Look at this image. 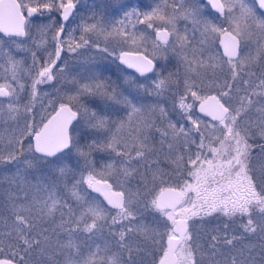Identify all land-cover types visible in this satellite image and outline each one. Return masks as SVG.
I'll list each match as a JSON object with an SVG mask.
<instances>
[{
	"label": "snow or ice",
	"instance_id": "6c2138e0",
	"mask_svg": "<svg viewBox=\"0 0 264 264\" xmlns=\"http://www.w3.org/2000/svg\"><path fill=\"white\" fill-rule=\"evenodd\" d=\"M34 3L0 0V121L14 125L0 136V264H144L149 244L152 264H264V144L253 157L250 142L264 139V0ZM92 48L119 61L115 79L68 65ZM59 80L71 87L37 122L41 86ZM213 214L230 223L200 243L192 224Z\"/></svg>",
	"mask_w": 264,
	"mask_h": 264
},
{
	"label": "rangeland",
	"instance_id": "374dc122",
	"mask_svg": "<svg viewBox=\"0 0 264 264\" xmlns=\"http://www.w3.org/2000/svg\"><path fill=\"white\" fill-rule=\"evenodd\" d=\"M179 1V0H177ZM113 3L117 2V0H112ZM133 2H135V0H133ZM145 4H149V3H153V0H144ZM122 15V13H121ZM117 19H119V16L116 17ZM133 23H135V21H133ZM183 21L180 22L179 27H183ZM72 27H75V25L73 24ZM136 29L137 30H144L145 26L144 25H140L137 24L136 25ZM152 30L151 29H147L145 32V35H148L149 33H151ZM76 39H79V32L75 33ZM6 39V38H5ZM152 39L153 36H149L148 40H147V50L149 53L152 52V47H151V43H152ZM102 46H103V42ZM32 42H29V45H31ZM12 47L14 48L15 45H12ZM217 47V46H216ZM217 49V48H216ZM35 50V49H34ZM51 50V49H50ZM143 50V48L141 49ZM253 52H254V46H253ZM82 51V55H75V54H69V53H65V59L68 63V65L70 67L75 68L77 71L82 70L83 67H86L88 65H102L104 67H107L109 69L108 72H105V76H112L113 79H115V76L112 75L115 70L116 67L119 63L116 62V60L114 59V57L112 56H108L106 59H102L100 55H98L97 51L95 48L92 49H83ZM219 52V51H218ZM39 55H46V53H44L42 50L38 53ZM220 54V52H219ZM169 56H171V53H168ZM222 56V54H220ZM24 56V54H18L17 55V59H21ZM28 63H31V57L28 56L27 57ZM164 61H158V63H163ZM6 65L0 63V84H4L9 82V80H6L5 77L9 76L8 73H6L4 71V67ZM120 67H122L120 65ZM176 67V61L173 60L171 64H169V68L170 69H174ZM123 68V67H122ZM127 73L130 74H134L128 70H126ZM72 75H75V72L72 73ZM149 76H151V73L148 74ZM68 79H71V76L68 77ZM23 82V81H22ZM27 83H30V81H27ZM55 84V87H51L49 85H44L41 86V99L40 101H38L36 103V106L34 108V114L36 116V121L38 122L40 119V116L42 114H45V110L46 112L49 114L52 111V106L50 105V101L58 98V96L63 95L64 92L71 87L70 84L67 83L66 80H59V81H55L53 82ZM148 83H151V81L149 80ZM57 89H60V92L57 93ZM47 95H44V94ZM27 95L24 96V100L22 102H27ZM169 103H168V107H171V98L169 97ZM191 102V101H189ZM41 103L44 105L43 108H41ZM56 107L58 106L55 105ZM196 116L199 117L204 124H212L215 123L214 121H212L211 119L205 117V116H201L199 115L196 111ZM253 117H255V113H253ZM14 127V125L12 124V122H2L0 121V136H3L5 138V142H6V138L9 134V132L11 131V128ZM159 133L155 134V139L158 142L159 141ZM254 141L258 142L259 144H257L256 146H254L255 148L261 144H264V139H261L259 137V135H256L254 137ZM4 144L0 143V148H3ZM165 151H167V146L165 145ZM195 150V149H193ZM253 153V152H252ZM253 157H258L259 156V152L256 154H252ZM115 162L117 164V166H119V160H103V161H98L97 162V170L99 171L102 166L105 163H112ZM165 171L170 172L171 171V166L164 160L163 155L161 156V165H160ZM11 173L10 172H6L3 171L2 169H0V190H4L7 189L9 186V178L11 177ZM173 181L175 180V174H173L172 177ZM133 185H135L136 181L134 180ZM86 187V186H85ZM93 196L97 197L98 200H100V198L92 191L88 190ZM0 199H2V197H0ZM101 201V200H100ZM105 205V204H104ZM106 206V205H105ZM107 207V206H106ZM114 211V210H113ZM146 223L149 224L150 227L155 226L152 224V217L151 216H147V219L145 220ZM226 223H230L229 220L224 221L223 219H217L216 221L213 218L210 217H205L203 219V221H201L200 219H196L195 222L192 224V231L194 232V234L198 235L200 237V243H205L206 240L210 239V235L213 234V230L220 228L222 229L224 224ZM239 224V223H238ZM239 225H231V227L236 228L237 231L239 230L238 228ZM142 242V241H141ZM248 242V241H245ZM252 242L255 243L256 242V238L253 237L252 238ZM160 254V251L158 249V247L156 245H152L149 244L148 245V250L144 253H142L141 258L144 261V264H152L153 260H157L158 256Z\"/></svg>",
	"mask_w": 264,
	"mask_h": 264
},
{
	"label": "flooded vegetation",
	"instance_id": "af4514ba",
	"mask_svg": "<svg viewBox=\"0 0 264 264\" xmlns=\"http://www.w3.org/2000/svg\"><path fill=\"white\" fill-rule=\"evenodd\" d=\"M18 2H19V0H18ZM23 2L24 3H28V4H30V6H35V3H34V0H23ZM177 3H179V1H177ZM24 13H25V15H27V10L25 9L24 10ZM35 15V14H34ZM45 15H47L46 13H45ZM3 36V34L2 33H0V37H2ZM33 38L35 39V40H37L38 41V39H39V37L36 35V33H35V31H33ZM153 38H154V36H153ZM29 42H32V41H29ZM216 50L217 51H219L220 52V54H222L223 55V51H222V48H221V46H220V44H219V40H217V43H216ZM19 54H23V53H19ZM117 62V61H116ZM118 63V62H117ZM123 67V66H122ZM124 68V67H123ZM126 69V68H125ZM126 70H128V69H126ZM128 71H130V70H128ZM130 72H132V71H130ZM132 73H134V72H132ZM135 74V73H134ZM150 74V73H149ZM135 75H137V74H135ZM138 76V75H137ZM214 93V92H213ZM198 113V112H197ZM199 115H201V116H205V117H207V118H209V119H211L210 117H208V116H206V115H203V114H200V113H198ZM251 143H253L254 144V146H256L257 144H259L258 142H256V141H254V139L252 140V141H250ZM259 152V146H257L256 148L254 147L253 148V153L252 154H254V153H258ZM91 191V190H90ZM95 193V192H94ZM99 198H100V200L107 206V207H110V206H108L104 201H103V199L97 194V193H95ZM223 217V215L222 214H213V216H211V218H213L215 221L219 218V219H221ZM224 218V217H223ZM225 218H227V217H225ZM227 220H228V218H227ZM238 223H240V221L239 220H237V222H236V224L235 225H239ZM161 253V252H160Z\"/></svg>",
	"mask_w": 264,
	"mask_h": 264
},
{
	"label": "water",
	"instance_id": "95a60500",
	"mask_svg": "<svg viewBox=\"0 0 264 264\" xmlns=\"http://www.w3.org/2000/svg\"><path fill=\"white\" fill-rule=\"evenodd\" d=\"M153 36H154V35H153ZM220 46H221V45H220ZM221 48H222V51H223V47H222V46H221ZM116 61L119 63L118 60H116ZM121 66H123L124 68H126V66H124V65H121ZM126 69H127V68H126ZM128 70H130V71L134 72L135 74L139 75V73H136V72H135V69H128ZM209 94H215V93L211 92V93H209ZM57 107H58V106H57ZM195 111L198 112V113H200V112H199V104H198V102H197V104H196ZM49 114H54V112L51 111ZM200 114L206 115V114H204V113H200ZM206 116H207V115H206ZM208 117H210V116H208ZM210 118H211V117H210ZM89 190H91V189H89ZM91 191H92V190H91ZM97 194H98V195L103 199V201H104L103 196H102L100 193H97ZM104 202L107 204L106 201H104ZM161 255H162V252L159 254V256H158V258H157L156 261L159 260V258H160Z\"/></svg>",
	"mask_w": 264,
	"mask_h": 264
},
{
	"label": "trees",
	"instance_id": "16d2710c",
	"mask_svg": "<svg viewBox=\"0 0 264 264\" xmlns=\"http://www.w3.org/2000/svg\"><path fill=\"white\" fill-rule=\"evenodd\" d=\"M219 215H220V214H219ZM223 217H224V216H223ZM223 217H222L221 219H223L224 221H226V220H227V218H225V217L223 218ZM210 218H211V217H210Z\"/></svg>",
	"mask_w": 264,
	"mask_h": 264
}]
</instances>
